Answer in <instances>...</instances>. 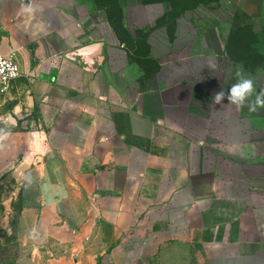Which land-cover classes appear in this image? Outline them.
Here are the masks:
<instances>
[{
	"label": "crops",
	"instance_id": "obj_1",
	"mask_svg": "<svg viewBox=\"0 0 264 264\" xmlns=\"http://www.w3.org/2000/svg\"><path fill=\"white\" fill-rule=\"evenodd\" d=\"M229 1L212 14L170 0H0V55L20 70L0 94V127L16 123L0 156L13 159L25 253L264 264V109L214 103L238 66L264 89V42L228 54L237 16L264 38V0Z\"/></svg>",
	"mask_w": 264,
	"mask_h": 264
},
{
	"label": "rangeland",
	"instance_id": "obj_2",
	"mask_svg": "<svg viewBox=\"0 0 264 264\" xmlns=\"http://www.w3.org/2000/svg\"><path fill=\"white\" fill-rule=\"evenodd\" d=\"M172 1L174 8L176 10H180L187 6V3L199 5V3H207L205 6H201L203 10L208 13L218 14L220 10L218 9V5L226 8L231 4L229 0H170ZM186 2V4H184ZM229 2V4L227 3ZM222 3V4H221ZM198 4V5H197ZM230 7V6H229ZM195 8V7H194ZM234 21V29L235 32L229 37L228 44V54L230 57L234 59H241L245 57L247 54L236 53L233 51L235 47L240 44H248V43H259L264 42V38L256 40L253 35L249 36L248 34V26L246 22L242 20L241 17H236ZM6 107V105H5ZM5 123L6 127H0V135H6L5 131L9 128H13L16 124L13 121V116L5 115ZM3 136V135H2ZM1 139V137H0ZM7 137L2 138V143ZM13 159H5L0 156V264H52V261L49 260H36L33 259L32 256L35 254L25 253L23 248V244L17 241V231L18 225L17 221L19 220L21 213V201L18 194V185L13 177V174L10 172V168L12 166Z\"/></svg>",
	"mask_w": 264,
	"mask_h": 264
},
{
	"label": "clouds",
	"instance_id": "obj_3",
	"mask_svg": "<svg viewBox=\"0 0 264 264\" xmlns=\"http://www.w3.org/2000/svg\"><path fill=\"white\" fill-rule=\"evenodd\" d=\"M235 75L237 82L230 87L227 96L223 90L216 93L214 103L219 105L226 98L229 104L236 106L237 109L247 107L251 113L264 109V89L257 92L253 80L243 75L242 67L236 68Z\"/></svg>",
	"mask_w": 264,
	"mask_h": 264
},
{
	"label": "built area",
	"instance_id": "obj_4",
	"mask_svg": "<svg viewBox=\"0 0 264 264\" xmlns=\"http://www.w3.org/2000/svg\"><path fill=\"white\" fill-rule=\"evenodd\" d=\"M154 15L153 21L157 19V16L161 12L158 5L151 8ZM158 14V15H157ZM20 77V70L15 60V54L0 55V94H6L10 85Z\"/></svg>",
	"mask_w": 264,
	"mask_h": 264
},
{
	"label": "trees",
	"instance_id": "obj_5",
	"mask_svg": "<svg viewBox=\"0 0 264 264\" xmlns=\"http://www.w3.org/2000/svg\"><path fill=\"white\" fill-rule=\"evenodd\" d=\"M190 4H191V3H190ZM199 4H201L202 6H205V4H207V3H203V4H202V3H199ZM170 5H171V7H172L173 3H171ZM188 5H189V4H188ZM192 5H193V4H192ZM172 8H173V10L178 11V10H176V9L174 8V6H173ZM180 9H182V8H180Z\"/></svg>",
	"mask_w": 264,
	"mask_h": 264
}]
</instances>
